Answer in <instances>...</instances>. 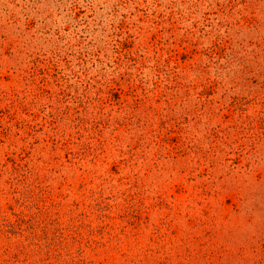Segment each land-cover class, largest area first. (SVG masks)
Here are the masks:
<instances>
[{
  "label": "rangeland",
  "instance_id": "1",
  "mask_svg": "<svg viewBox=\"0 0 264 264\" xmlns=\"http://www.w3.org/2000/svg\"><path fill=\"white\" fill-rule=\"evenodd\" d=\"M0 264H264V0H0Z\"/></svg>",
  "mask_w": 264,
  "mask_h": 264
}]
</instances>
